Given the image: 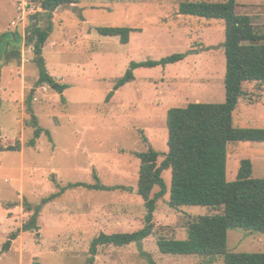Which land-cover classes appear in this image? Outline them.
Listing matches in <instances>:
<instances>
[{
    "label": "rangeland",
    "instance_id": "rangeland-1",
    "mask_svg": "<svg viewBox=\"0 0 264 264\" xmlns=\"http://www.w3.org/2000/svg\"><path fill=\"white\" fill-rule=\"evenodd\" d=\"M40 1L0 0V34L17 31L24 37L33 22L30 15L41 11ZM75 1L54 10L42 50L48 73L58 83L69 85L62 94L65 102L51 86L36 84L38 66L32 45H26L25 39L17 46L20 62L12 61L0 70V264H88L90 242L100 232L142 228L145 207L136 192L139 159L135 153L148 148L167 151L168 109L225 100L222 20L179 14V2L185 0ZM24 3L34 10L27 14L25 32L10 24ZM237 3V13L249 15L255 29L264 34V0ZM39 25L44 27L45 20ZM108 26L134 31L129 42L122 44L119 37L97 32L98 27ZM175 53L187 55L165 67L135 69V79L105 101L130 62L159 60ZM243 89L246 95L233 112L234 125L264 128V86L246 83ZM30 97L39 125L50 132L49 137L42 134L34 147L27 144L33 132L26 125L31 121L26 110ZM15 144L20 150H6ZM242 159L251 160L254 177H264V143L228 145V181L235 179ZM93 170L102 184L132 190L69 188L42 207L38 229L18 230L33 213L23 208V199L34 207L57 190L55 183H93ZM162 177L169 190L170 170L163 171ZM168 198L167 192L157 201L152 235L141 243L101 246L93 264H149L144 253L156 264H224L222 257L211 262L196 255L159 252L157 239H185L191 219L217 212L202 206L174 209L167 204ZM16 230V239L2 252V244ZM227 250L264 252V238L257 232L230 229Z\"/></svg>",
    "mask_w": 264,
    "mask_h": 264
},
{
    "label": "trees",
    "instance_id": "trees-1",
    "mask_svg": "<svg viewBox=\"0 0 264 264\" xmlns=\"http://www.w3.org/2000/svg\"><path fill=\"white\" fill-rule=\"evenodd\" d=\"M238 0L223 2L190 1L179 2L178 13L206 19H217L224 22L225 39L223 49L225 55L224 89L225 100L222 103L190 102L183 107L168 109L166 126L168 131L167 151L158 152L148 148L144 152L135 153L139 159L136 192L143 200L145 207L144 225L132 232H100L89 246L88 264H93L98 248L101 246L122 247L130 243H141L153 233V216L157 201L168 192L167 204L171 208L182 206H202L215 209L213 214L200 215L191 219L186 226L185 239H157V248L162 254L196 255L209 258L212 262L222 257L224 264H264V252H229L227 250V233L230 229L260 233L264 238V177L253 176L252 162L242 159L234 180L226 179L227 149L232 142L264 143V128L238 127L233 122V112L246 92L244 84L254 83L258 88L264 86V34L259 33L247 14L237 13ZM75 0H41V11L30 15L33 22L26 28V35L19 32L0 34V70L3 65L12 61L20 62L17 49L24 40L32 45L34 62L38 66L37 85L47 84L61 94L69 87L66 83H58L47 71L42 55L49 32L51 31L54 10L59 6H68ZM46 25L41 27L40 21ZM134 29L127 26L98 27L102 36L119 37L122 44L129 42V34ZM187 53H175L159 60L130 62L124 75L117 78L113 91L105 101L108 102L113 93L135 79L137 68L165 67L185 58ZM1 75V72H0ZM27 99V113L31 121L27 126L33 128L28 145L34 147L36 140L49 130L41 127ZM148 142L145 136L142 137ZM51 140V139H49ZM6 150H20L19 144L10 145ZM163 159L159 162V158ZM170 170L169 190L162 177L163 171ZM53 177V175H52ZM51 181L55 182L54 177ZM95 182H70L66 185L55 183L56 191L41 198L39 204L32 207L23 199V208L33 211L29 219L22 224L19 231L27 232L38 229L37 217L42 207L59 198L67 189L84 187L89 190H132L123 185L106 186L102 184L93 170ZM154 188L158 191L152 194ZM8 206L6 209L11 208ZM18 230L11 232L2 244V252L10 248L11 240H15ZM149 264H156L150 254H143Z\"/></svg>",
    "mask_w": 264,
    "mask_h": 264
},
{
    "label": "built area",
    "instance_id": "built-area-1",
    "mask_svg": "<svg viewBox=\"0 0 264 264\" xmlns=\"http://www.w3.org/2000/svg\"><path fill=\"white\" fill-rule=\"evenodd\" d=\"M28 8H27L26 3L21 4V6H19L18 15L15 17L14 20L10 22L11 26L16 27V28L17 26H20L22 28V31L25 32V23L27 19V14H29L30 12H34L33 9L30 10Z\"/></svg>",
    "mask_w": 264,
    "mask_h": 264
},
{
    "label": "crops",
    "instance_id": "crops-1",
    "mask_svg": "<svg viewBox=\"0 0 264 264\" xmlns=\"http://www.w3.org/2000/svg\"><path fill=\"white\" fill-rule=\"evenodd\" d=\"M12 21V20H11ZM0 92H1V88H0ZM64 92H65V90H64ZM63 94V93H62Z\"/></svg>",
    "mask_w": 264,
    "mask_h": 264
}]
</instances>
